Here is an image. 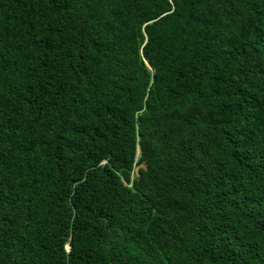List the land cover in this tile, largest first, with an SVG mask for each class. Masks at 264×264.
Instances as JSON below:
<instances>
[{
  "label": "trees",
  "instance_id": "obj_1",
  "mask_svg": "<svg viewBox=\"0 0 264 264\" xmlns=\"http://www.w3.org/2000/svg\"><path fill=\"white\" fill-rule=\"evenodd\" d=\"M0 264H264V0H0Z\"/></svg>",
  "mask_w": 264,
  "mask_h": 264
},
{
  "label": "water",
  "instance_id": "obj_2",
  "mask_svg": "<svg viewBox=\"0 0 264 264\" xmlns=\"http://www.w3.org/2000/svg\"><path fill=\"white\" fill-rule=\"evenodd\" d=\"M146 168V165L144 164V163H141L140 165H138V166H136V168H135V172H136V174H137V176H140V173H139V170H140V168Z\"/></svg>",
  "mask_w": 264,
  "mask_h": 264
}]
</instances>
